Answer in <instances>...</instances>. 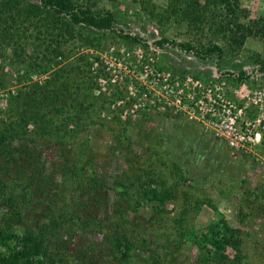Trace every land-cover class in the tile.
Masks as SVG:
<instances>
[{
    "label": "rangeland",
    "instance_id": "obj_1",
    "mask_svg": "<svg viewBox=\"0 0 264 264\" xmlns=\"http://www.w3.org/2000/svg\"><path fill=\"white\" fill-rule=\"evenodd\" d=\"M99 5L117 11V28L140 34L157 49L154 42L163 37L197 43L183 22L149 20L148 10L164 11L168 0H99ZM231 15L239 18V32L245 34L247 23L264 15V0H236ZM115 36L110 32L98 47L87 43V34L70 38L63 46L66 53L71 51L69 57H57L61 62L43 74L35 66L27 80H18L17 72L25 68L4 63L0 55V87L17 89L6 110L0 112V129L20 117L24 106L15 103L23 90L35 88L34 83L36 89L41 88L43 80L58 67L69 68L79 55H104L110 46L122 45ZM11 43L5 45L6 53L20 47L18 42ZM263 51L262 35L248 34L236 56L220 65L216 56L199 59L171 43L152 54L157 65L178 76L182 74L178 67L184 64L193 72L203 69L208 76L243 70L249 75L246 86L264 89V76L252 70L254 59ZM73 71L65 76L67 81L84 79L82 71ZM193 72L187 75L194 76ZM62 80L64 77L57 83L61 85ZM241 87L224 85L232 97ZM71 95L62 100L39 96V102H32L33 110L53 119L54 129L37 136L39 128L30 122L26 136L14 139L9 154L0 153V180L4 183L0 187V224L13 218L10 223L16 231L37 233L59 220L47 233L50 264H264V161L259 156L264 155L263 143L255 144L251 151L234 149L203 124L173 111L131 119L118 112L114 118L116 112L107 105L109 101L102 109L98 101L93 110L87 109L81 120L72 123ZM60 105L63 111L55 112ZM258 111V106H251L244 118L252 119ZM99 112L102 114L93 116ZM152 169L158 180L153 186L173 187L176 192L175 201H168L162 211L152 199H143L138 188L149 181L146 173ZM221 216L240 229L242 240L238 253L228 250L226 261L206 255L181 235L191 230L201 233ZM114 232L127 233L135 244L134 256L127 261L113 249ZM235 255L240 261L235 262Z\"/></svg>",
    "mask_w": 264,
    "mask_h": 264
},
{
    "label": "trees",
    "instance_id": "obj_2",
    "mask_svg": "<svg viewBox=\"0 0 264 264\" xmlns=\"http://www.w3.org/2000/svg\"><path fill=\"white\" fill-rule=\"evenodd\" d=\"M235 1L168 0V5L164 11L156 12L154 8L149 9L150 21H156L158 24L183 22L187 25V34L197 40L195 44L189 40L178 42L163 37L157 39L154 44L162 48L171 43L204 60L216 56V62L219 65L222 64L227 58L236 56L237 52L244 46L248 34H260L264 41V15L256 22L247 23L245 34H241L239 32V18L231 15ZM145 9H148L147 6ZM117 20V11L100 7L99 0H0V55L4 63L17 66L18 69L25 68L24 72H17L19 74L18 80H27L37 66L39 67L37 72L43 74L61 62L57 57L64 55L69 57L71 51L66 53L63 46L70 38H76L80 34H87V43L93 44L94 47L101 46L100 42L110 32L116 34L115 38L118 43L149 46L147 39L141 37L140 34L117 28ZM204 37L206 41H202L201 38ZM95 40H98L99 43H94ZM11 42H18L21 48L17 47L9 54L4 49L6 48L5 45L12 44ZM49 53L54 54L55 57H50ZM98 58L99 55L96 54H92L91 58L87 55H79L77 59L69 63V68L58 67L49 79L43 80V84L40 85L41 88L36 89L37 83H34L35 88L23 90L15 103L19 107L24 106L20 117L7 125L6 129H0V153L9 154L14 139L26 136L24 133H27V126L30 122L39 128V131L35 130L37 136L40 131L48 132L52 128L54 129L52 127L53 119L48 116L45 118L33 110L35 107H33L32 102H39L37 98L41 95L44 99L51 97V99L62 100L63 97L72 93V123L81 120V114L87 109L93 110L98 101L102 102L99 109H102L107 101H109L107 105L112 109L111 104L123 95V91L119 89V86L114 85L116 89L109 90V92H96L100 89L98 81L101 76L108 75V72L101 66L97 69L93 68L94 60ZM40 61L43 63L40 64ZM254 61L256 66L252 70H259L264 76V51L258 53ZM178 68L182 76L193 72L189 65L184 64ZM71 71L74 73L82 71L84 79L67 81L65 76H69ZM204 71L203 69L202 71H194L193 77L200 78L207 84L219 83L223 85L246 83L247 78H249L248 73L243 70L239 72L231 69L220 71L218 76L212 75L213 72H211V76H208ZM60 77H64L61 85L57 83ZM67 83H69L68 86ZM51 85L54 88H51ZM95 93L98 95L95 96ZM32 94H36V96ZM92 96H95L96 99L93 100ZM72 98L76 99L74 103H72ZM63 109L64 107L60 105L54 111L60 113ZM29 110H32L30 115ZM115 112L114 118L118 113ZM100 113L102 114L99 112L93 116H99ZM155 174L156 171L153 169L148 171L146 175L150 177L149 181L144 184L141 183L138 188L143 199H152L162 211L168 201H175L176 192L173 187L153 186L154 182L158 181L154 178ZM160 183L164 184L163 182ZM3 184V181L0 180V187ZM139 204L140 200H137L135 206L138 207ZM12 220L13 218H9L7 222L0 224V264H50L46 249L47 233L56 228L60 221H52L47 230H40L37 233L31 231L21 233L13 228L12 223H10ZM85 223H89V220ZM239 233V228L231 226L228 220L221 216L201 233L191 230L187 233L182 232L181 235L187 236L206 255L226 261L230 258L229 249H232L235 254L240 250L239 246L242 240ZM111 238L113 249L121 259L127 261L134 256L135 244L127 233L114 232ZM235 256L233 258L235 262L240 261V257ZM205 257L208 259L207 256Z\"/></svg>",
    "mask_w": 264,
    "mask_h": 264
},
{
    "label": "built area",
    "instance_id": "obj_3",
    "mask_svg": "<svg viewBox=\"0 0 264 264\" xmlns=\"http://www.w3.org/2000/svg\"><path fill=\"white\" fill-rule=\"evenodd\" d=\"M148 43V47L110 46L94 60V69L101 66L108 72L99 79L100 89L96 92H109L116 89L114 85L123 91L111 104L113 110L130 119L173 111L203 124L234 149L251 151L255 144L262 145L264 89L242 83L235 90L238 95L232 97L223 84H207L192 75H175L157 65L152 52L160 47L152 46L149 40ZM16 92V87H0V112L6 110ZM253 105L259 108L256 117L244 118ZM259 156L264 161V155Z\"/></svg>",
    "mask_w": 264,
    "mask_h": 264
},
{
    "label": "flooded vegetation",
    "instance_id": "obj_4",
    "mask_svg": "<svg viewBox=\"0 0 264 264\" xmlns=\"http://www.w3.org/2000/svg\"><path fill=\"white\" fill-rule=\"evenodd\" d=\"M258 72H259V70H258ZM260 73V72H259ZM257 75V74H256Z\"/></svg>",
    "mask_w": 264,
    "mask_h": 264
}]
</instances>
